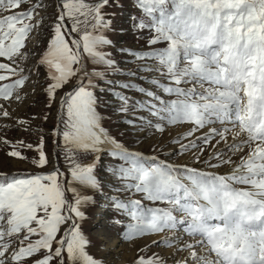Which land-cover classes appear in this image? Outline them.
Listing matches in <instances>:
<instances>
[{"label":"snow or ice","instance_id":"snow-or-ice-1","mask_svg":"<svg viewBox=\"0 0 264 264\" xmlns=\"http://www.w3.org/2000/svg\"><path fill=\"white\" fill-rule=\"evenodd\" d=\"M123 246L125 264H264V0H0V264Z\"/></svg>","mask_w":264,"mask_h":264},{"label":"rangeland","instance_id":"rangeland-1","mask_svg":"<svg viewBox=\"0 0 264 264\" xmlns=\"http://www.w3.org/2000/svg\"><path fill=\"white\" fill-rule=\"evenodd\" d=\"M51 14V9H49V15ZM46 35V31L44 30H40L36 33H34L31 37L32 39V43L33 44H36V43H39L40 41H42L44 39ZM125 41H121V43H123ZM126 43L128 45H135L136 47H139V45H137V42L134 38H132L131 36H128L127 39H126ZM31 46V44H30ZM109 51H112L111 49H108ZM113 54V57L115 59H117L118 61L121 62V67H123V61L125 59V57H122L120 56L118 53H116L115 51L112 52ZM143 75H149L147 73L143 74ZM110 79H117V80H126L128 79L127 77L125 76H116V77H109ZM137 83H141L140 81H137ZM142 86H145L147 87V83L144 82L142 84ZM128 95L130 96H135V98L139 99V95L138 94H134L132 92H128L127 93ZM103 99L105 101H112L113 98L105 93L104 96H103ZM113 107H114V102H113V105L112 106H109V107H104V106H101L100 108H98V111L101 112V114L103 116L106 117L105 119V122H104V126L106 128H111V130L113 132L117 131V128H118V124H119V117L116 113L113 112ZM41 108L42 106L39 105V104H31L29 103L28 106H21L16 115L20 116L21 118H26V119H29L31 120V117L33 115H38L41 111ZM40 124V121L37 120L33 123V127L36 128L37 125ZM44 128H45V132H47V128L48 126L47 125H44ZM9 135L11 137H20V136H23L25 139L28 140V142H31L33 143L34 145L37 143V139H38V135L39 133L37 132L35 135H32L30 138H29V135L28 134H22L20 132H17V131H11L9 133ZM46 147L51 150V141L47 138L46 136ZM29 155H31V153H29ZM64 162L61 161V165L63 166ZM9 167L12 168L13 171H16V170H26L28 169V165H24V164H15V165H9ZM85 231L88 232L89 234H94V227L93 225L91 224V222L89 224H86L85 225ZM115 255V254H113ZM133 256V249H130L126 246V250L125 251H121V254L119 255V259L116 261V264H120L119 261L122 260V259H126V261H129L131 260Z\"/></svg>","mask_w":264,"mask_h":264},{"label":"bare ground","instance_id":"bare-ground-1","mask_svg":"<svg viewBox=\"0 0 264 264\" xmlns=\"http://www.w3.org/2000/svg\"><path fill=\"white\" fill-rule=\"evenodd\" d=\"M125 250H126V246H123V247L119 250L118 255L121 254V251H125ZM114 254L117 255V253H114ZM125 261H126V259H122V260L119 261V263H120V264H125Z\"/></svg>","mask_w":264,"mask_h":264}]
</instances>
